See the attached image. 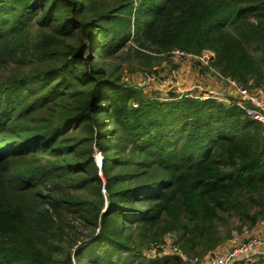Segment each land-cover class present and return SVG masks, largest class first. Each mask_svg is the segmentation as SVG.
<instances>
[{
    "label": "trees",
    "instance_id": "trees-1",
    "mask_svg": "<svg viewBox=\"0 0 264 264\" xmlns=\"http://www.w3.org/2000/svg\"><path fill=\"white\" fill-rule=\"evenodd\" d=\"M175 48L264 86V0H0V264H184L145 249L169 234L207 256L256 234L262 125L212 97L145 95L113 65Z\"/></svg>",
    "mask_w": 264,
    "mask_h": 264
},
{
    "label": "built area",
    "instance_id": "built-area-1",
    "mask_svg": "<svg viewBox=\"0 0 264 264\" xmlns=\"http://www.w3.org/2000/svg\"><path fill=\"white\" fill-rule=\"evenodd\" d=\"M162 55L170 58L179 67L191 65L192 69L202 79L214 81L217 84L215 88L197 84L196 87L190 88V92L186 95L202 98L212 97L227 104L238 105L250 118L262 125L264 134V86L248 87L237 79L222 73L212 64L215 53L211 50H204L200 54H195L175 48ZM170 74V76L163 79L164 83L171 85V87H179L180 77L177 76V71L173 69ZM145 76L148 81L158 77L156 73H146ZM96 161L98 164H102L103 156L100 152L96 155ZM222 247L217 249L212 255L203 258H192L183 252L171 239L162 244L152 246L147 254L155 256L175 254L180 257L184 264H234L242 257L244 262L247 263L252 260L251 254L255 250L264 249V234L249 235L240 241L233 242L226 249H222Z\"/></svg>",
    "mask_w": 264,
    "mask_h": 264
},
{
    "label": "rangeland",
    "instance_id": "rangeland-1",
    "mask_svg": "<svg viewBox=\"0 0 264 264\" xmlns=\"http://www.w3.org/2000/svg\"><path fill=\"white\" fill-rule=\"evenodd\" d=\"M150 54L157 56L154 58L151 62L152 65L148 66L142 62V60L135 57L131 52H127V49L122 50L120 52L119 56L113 60V65H118L120 67V72L122 74V78L125 82L137 86L139 88H142L145 95L150 96H158L161 97L162 100H168L170 99L171 95H186L190 92V87L188 86V82L185 80V76L187 75L186 72H184L180 67H177L176 64H174L170 58L167 56L157 54L155 52H149ZM191 65H186L187 68H190ZM192 68V67H191ZM190 68V69H191ZM177 71V76L180 77L179 81V87H171V85H168L164 83L163 79L170 76L171 71ZM183 71V73H182ZM146 73H156L158 77L156 79H153L151 81H148L146 79ZM185 78H184V77ZM182 77V79H181ZM200 80L202 79L200 76L198 77ZM205 87V86H204ZM197 92V91H195ZM201 93V92H200ZM98 153V152H97ZM96 153V155H97ZM257 196L255 198L259 199V203L257 201H253V199H250L249 197L245 198L244 200L247 201L249 204L250 214L257 213L259 215V227L264 222V192L263 193H257ZM230 216V215H229ZM229 221L227 225H221V231L223 235L226 233L225 231L227 229L231 228H239L241 225V220L237 215H232L228 217ZM249 222L251 219H247ZM262 228V226L260 227ZM257 230V227H256ZM257 231H260L259 229ZM253 232L250 231V229L245 226L242 230H239V232H234L233 239L226 241L222 244V249H226L229 245H231L233 242L240 241L241 239L246 238ZM172 236L167 235L162 241L153 243L148 248L145 249V253H149V250L152 246L162 244L168 240H171ZM220 248V247H219ZM218 248V249H219ZM149 256H155L150 255ZM190 257H200L203 258L205 255L199 256L196 255H189ZM208 256V255H207Z\"/></svg>",
    "mask_w": 264,
    "mask_h": 264
},
{
    "label": "crops",
    "instance_id": "crops-1",
    "mask_svg": "<svg viewBox=\"0 0 264 264\" xmlns=\"http://www.w3.org/2000/svg\"><path fill=\"white\" fill-rule=\"evenodd\" d=\"M179 67V65H176ZM188 66V65H187ZM191 68V66H190ZM187 68L186 65L180 66V69H182L184 72L187 73V75L184 77L186 81L188 82V86H191L190 88L196 87L197 84H203L207 86L208 88H215L217 87V84L214 81L210 80H204L199 79V75L196 74V72L191 68ZM182 71V73H183ZM182 79V77H181ZM260 231H257L256 233H263L264 234V222L262 224V228L259 229ZM224 246V245H223ZM252 260L250 262H244L243 257L238 259L234 264H264V249H257L252 254Z\"/></svg>",
    "mask_w": 264,
    "mask_h": 264
},
{
    "label": "water",
    "instance_id": "water-1",
    "mask_svg": "<svg viewBox=\"0 0 264 264\" xmlns=\"http://www.w3.org/2000/svg\"><path fill=\"white\" fill-rule=\"evenodd\" d=\"M98 166L100 167V168H102V164L100 165V164H98Z\"/></svg>",
    "mask_w": 264,
    "mask_h": 264
}]
</instances>
